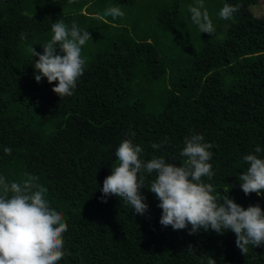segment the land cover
<instances>
[{
  "label": "trees",
  "instance_id": "16d2710c",
  "mask_svg": "<svg viewBox=\"0 0 264 264\" xmlns=\"http://www.w3.org/2000/svg\"><path fill=\"white\" fill-rule=\"evenodd\" d=\"M213 1L217 16L225 4L238 10L229 20L219 17V36L204 41L180 1L145 2L146 19L162 37L179 40L186 56L166 59L160 37L127 19L107 38L115 26L102 20L104 0H0V176L22 183L30 175L47 188L45 199L68 225L58 264H264V245L242 254L231 230L189 234L191 225H161L159 200L147 188L155 173L145 174L141 188L144 215L102 192L123 140L142 147V160L163 157L181 166L185 139L200 134L211 145L214 176L203 181L213 194L264 209V194L246 195L238 179L248 167L244 156L264 159V14L240 16L252 0L203 2ZM93 2L102 11L92 10ZM112 3L143 8V0ZM64 15L97 34L99 48L87 56L73 94L61 98L52 91L58 82L35 80L38 57L28 46L42 34L48 42L52 23Z\"/></svg>",
  "mask_w": 264,
  "mask_h": 264
},
{
  "label": "clouds",
  "instance_id": "9594fccd",
  "mask_svg": "<svg viewBox=\"0 0 264 264\" xmlns=\"http://www.w3.org/2000/svg\"><path fill=\"white\" fill-rule=\"evenodd\" d=\"M237 7L225 4L219 17L229 20ZM191 20L201 33L214 35L215 28L203 0L189 8ZM118 7L105 10L104 16L114 19L123 16ZM52 37L43 44V53L29 49L38 60L34 63L35 80L43 78L56 86L52 89L58 96H71L77 80L83 75L86 57L82 47L91 39L88 31H81L76 24L71 28L63 19L51 25ZM22 39H26L24 33ZM59 48V53H57ZM135 133H132L134 136ZM204 137L194 134L185 139L181 155L186 160L177 166L166 162L163 157L142 160V147L131 139L123 140L115 152L117 163L112 166L111 175L103 182L104 197L117 196L130 205L136 214L144 215L148 210L141 188L145 186L146 175L155 173V178L147 188L159 200L162 209L160 224L183 230L191 225L189 234L201 229L214 230L222 234L231 230L236 235V246L242 254H247L249 245H264V209L259 205L247 209L224 195H214V186L205 183L204 177L214 176L209 163L211 145L204 143ZM153 149L161 145L153 143ZM7 155L12 150L4 148ZM256 153L261 148H255ZM247 170L238 176L241 189L246 195L264 194V159L255 154L244 156ZM47 188L36 183V178L28 176L22 183H9L0 176V264H58L64 257L63 234L68 230L62 213L50 206L45 199ZM102 197L103 202H107ZM211 264V262H210Z\"/></svg>",
  "mask_w": 264,
  "mask_h": 264
},
{
  "label": "rangeland",
  "instance_id": "374dc122",
  "mask_svg": "<svg viewBox=\"0 0 264 264\" xmlns=\"http://www.w3.org/2000/svg\"><path fill=\"white\" fill-rule=\"evenodd\" d=\"M149 1L152 2V0H143V8L141 7V5L137 6L134 5L133 7L130 6H123V7H118L124 14L121 17H117V18H113L112 16H105L107 17L104 18L102 17V20H104L106 23H108L110 25V27L112 25H114L115 27H111L110 30L107 32L106 36L107 38H112L113 36L116 35V33H120V30L117 29L119 27H125V21L127 19V22H131L135 27H138V30L140 32H154L156 33L159 37V47L160 50L162 51V56L166 59H175V58H186V56H184L180 51H179V45H180V41H176L174 39H169L166 37H162L161 36V32H157V30L150 24L151 18H147L146 16L147 14H149V9H147L145 7V2ZM155 1H161V0H155ZM170 1H177L181 3V7L184 9L183 11L189 10L190 6H195L198 3V0H170ZM205 1V0H203ZM253 2H257L254 5H248V6H243L240 8V16L243 18H248V17H260L264 14V0H252ZM105 2V7L108 9L110 7H116L113 5L112 0H104ZM205 7L207 8L210 18L213 21V25L215 28V33L214 35H209L206 33H199L198 37H199V41H204L206 39H210V40H215L217 38L218 35V29H219V16H217L216 13H218L217 8L215 6V2H203ZM140 4V3H139ZM97 6L94 4V2L91 5V9L92 10H98L100 9V11H102V7L99 6V8H96ZM141 7V8H140ZM127 17V18H126ZM63 19L66 26H68L69 28H71V26L73 24H76V20L75 16H60L58 20ZM56 21V22H57ZM119 21V22H118ZM77 25V24H76ZM201 34H204L205 37L202 39ZM97 35V34H96ZM96 35L91 36L92 38L89 39L86 44L82 47V56L86 57L95 50V48L97 47V49L99 48V44L98 42L95 40L96 39ZM48 36H46L45 34L42 35H38L28 46V49L31 48H35V50L37 52H40L41 54L43 53V44L46 43V39ZM52 37V36H51ZM102 39V38H101ZM202 39V40H201ZM100 40V39H98ZM96 43V45L94 44ZM201 43V42H200ZM178 48V49H177ZM30 52V50H29ZM189 55L192 56V53H190V51L188 52V57H190Z\"/></svg>",
  "mask_w": 264,
  "mask_h": 264
}]
</instances>
